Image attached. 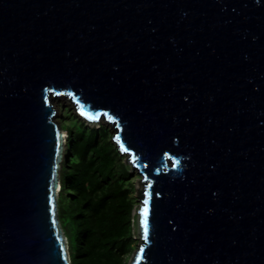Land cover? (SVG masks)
Listing matches in <instances>:
<instances>
[{
    "label": "water",
    "instance_id": "95a60500",
    "mask_svg": "<svg viewBox=\"0 0 264 264\" xmlns=\"http://www.w3.org/2000/svg\"><path fill=\"white\" fill-rule=\"evenodd\" d=\"M61 94L142 175L130 264H264V0H0V264H72Z\"/></svg>",
    "mask_w": 264,
    "mask_h": 264
},
{
    "label": "trees",
    "instance_id": "16d2710c",
    "mask_svg": "<svg viewBox=\"0 0 264 264\" xmlns=\"http://www.w3.org/2000/svg\"><path fill=\"white\" fill-rule=\"evenodd\" d=\"M68 157L61 171L59 217L71 230L72 264H123L132 232L134 201L129 166L108 127L75 121L67 127ZM69 152V153H68Z\"/></svg>",
    "mask_w": 264,
    "mask_h": 264
},
{
    "label": "rangeland",
    "instance_id": "374dc122",
    "mask_svg": "<svg viewBox=\"0 0 264 264\" xmlns=\"http://www.w3.org/2000/svg\"><path fill=\"white\" fill-rule=\"evenodd\" d=\"M51 101L55 108V114H54V120L61 126L62 130H64V133L66 134L65 139V147H67V135L68 130L67 127L73 124L75 121L78 122H84L87 126L90 127H100L101 125H105L108 127L110 132V139L113 142V144L117 147L119 154L122 156L123 161L129 166L132 174L130 176V193L133 197L134 201V210H133V218H132V232L131 237L129 239L128 245L125 247L126 252L123 256V264H130L132 261L133 256L135 255L140 243H141V234H140V208L142 204V197L140 196L141 191L144 188V182L141 181L142 175L138 171H133V165L132 162L128 160L127 155L124 153H121L116 141L113 138L114 134V128L113 124L109 122L107 119H104L103 117L99 120H90L86 118L85 116L81 115L79 111L77 110V106L75 105L74 101L67 95L61 94L58 96L51 95ZM69 153V152H68ZM68 157V154H66L65 151V159ZM60 193V192H59ZM59 193H58V200H59ZM70 228V227H69ZM64 226V231L67 233L70 237L71 241V250L72 252L75 251V243L74 238L70 236L71 230ZM69 249V247H68ZM71 259V258H70Z\"/></svg>",
    "mask_w": 264,
    "mask_h": 264
},
{
    "label": "snow or ice",
    "instance_id": "6c2138e0",
    "mask_svg": "<svg viewBox=\"0 0 264 264\" xmlns=\"http://www.w3.org/2000/svg\"><path fill=\"white\" fill-rule=\"evenodd\" d=\"M185 99H187V97H185ZM109 119H111V117H109ZM116 139H119V137H117ZM145 179H147V177H145ZM157 195H159V193H157ZM145 203H147V202H145ZM143 211L146 212V209H144ZM146 228H147V225L145 224V230H146Z\"/></svg>",
    "mask_w": 264,
    "mask_h": 264
},
{
    "label": "bare ground",
    "instance_id": "6f19581e",
    "mask_svg": "<svg viewBox=\"0 0 264 264\" xmlns=\"http://www.w3.org/2000/svg\"><path fill=\"white\" fill-rule=\"evenodd\" d=\"M63 132H64V130H63ZM65 134V133H64ZM66 135V134H65ZM66 137V136H65ZM60 188V184H59V186H58V189Z\"/></svg>",
    "mask_w": 264,
    "mask_h": 264
},
{
    "label": "built area",
    "instance_id": "2783aa9c",
    "mask_svg": "<svg viewBox=\"0 0 264 264\" xmlns=\"http://www.w3.org/2000/svg\"><path fill=\"white\" fill-rule=\"evenodd\" d=\"M60 188H61V185H60ZM60 188L58 189V191H60Z\"/></svg>",
    "mask_w": 264,
    "mask_h": 264
}]
</instances>
